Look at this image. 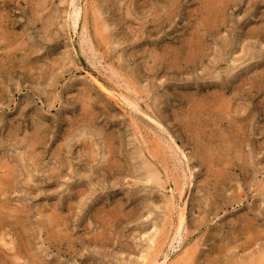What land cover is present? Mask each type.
<instances>
[{
  "label": "rangeland",
  "instance_id": "1",
  "mask_svg": "<svg viewBox=\"0 0 264 264\" xmlns=\"http://www.w3.org/2000/svg\"><path fill=\"white\" fill-rule=\"evenodd\" d=\"M36 1L0 0V237L8 242L0 238V264H144L156 226L164 230L156 249L164 264H183L182 257L209 264L212 255L226 264L235 256L248 261L259 255L261 243L254 253L239 246L250 225L264 233V0H77V30L73 0ZM224 103L229 107L223 113ZM211 155L213 161L203 159ZM145 159L162 181L148 183ZM225 160L240 166L222 165ZM191 172L194 179L181 194ZM180 208L188 215L179 241Z\"/></svg>",
  "mask_w": 264,
  "mask_h": 264
},
{
  "label": "bare ground",
  "instance_id": "2",
  "mask_svg": "<svg viewBox=\"0 0 264 264\" xmlns=\"http://www.w3.org/2000/svg\"><path fill=\"white\" fill-rule=\"evenodd\" d=\"M21 1V0H20ZM36 1V0H35ZM76 1L77 0H73V1H71L72 2V4L74 5V11L72 12L73 13V15L71 16V18H73V23H74V27L73 28H75V30H77L78 29V27H79V25H80V21H81V17H82V8L81 7H79V6H77V4H76ZM170 1V0H169ZM212 1V0H211ZM210 1V2H211ZM215 1V0H214ZM213 1V2H214ZM220 1V0H219ZM37 2V1H36ZM173 2V0L171 1V3ZM176 2H178V0H176ZM221 2V1H220ZM41 3H42V1H41ZM41 3H39V4H41ZM43 3H45V0H44V2ZM257 3V2H256ZM5 4L7 5L8 4V2H5ZM37 5H38V3H36ZM47 4V3H46ZM95 4V3H94ZM131 4V3H130ZM129 4V5H130ZM134 4H135V2L133 3V7L135 8V6H134ZM138 4V3H137ZM168 4H169V2H168ZM205 4V3H204ZM203 4V5H204ZM217 4V3H216ZM218 4H219V2H218ZM222 4V3H221ZM136 5V4H135ZM173 5H174V2H173ZM177 5V4H176ZM212 5V4H211ZM220 5V4H219ZM42 6H44V5H42ZM48 6V5H47ZM171 6H172V4H171ZM207 6H208V4H207ZM132 7V8H133ZM137 7V6H136ZM209 7H211V6H209ZM215 7H217L216 5H215ZM218 7H220V6H218ZM223 8H224V6H222ZM39 8V7H38ZM42 8V7H41ZM176 8H177V6H176ZM40 9V8H39ZM95 9V8H94ZM128 9V8H127ZM130 9V8H129ZM173 9H175V7L173 8ZM214 9V8H213ZM218 9V8H217ZM46 10V9H45ZM224 10H226V9H224ZM37 11V10H36ZM205 11V10H204ZM215 11H216V9H215ZM92 12H94V10H92ZM171 12V11H170ZM170 12H169V14H170ZM37 13V12H36ZM40 13V12H39ZM208 13V12H207ZM43 14V12H41V15ZM57 14V13H56ZM206 14V13H205ZM37 15H38V13H37ZM40 15V14H39ZM46 15V14H45ZM158 15V14H157ZM208 15V14H207ZM207 15L206 16H203V17H205V20H207L206 18H207ZM217 15H219V14H217ZM225 15V14H224ZM42 16H44V15H42ZM167 16H168V14H167ZM45 17V16H44ZM68 17H70V16H68ZM171 17V16H170ZM169 17V18H170ZM48 18V17H47ZM57 18V17H56ZM168 18V19H169ZM224 18V17H223ZM39 19V18H38ZM171 19V18H170ZM42 20V19H41ZM50 20V19H49ZM48 20V21H49ZM98 20H100V19H98ZM104 20V19H103ZM102 20V21H103ZM204 19H203V21H205ZM211 20V19H210ZM224 20V19H223ZM105 21V20H104ZM168 21V20H167ZM214 21V20H213ZM220 21H222V20H220ZM208 22V21H207ZM209 22H212V21H209ZM223 22V21H222ZM46 23V22H45ZM48 23V22H47ZM203 23V22H202ZM206 23V21L203 23V26L205 27V24ZM220 23V22H219ZM225 23V22H224ZM51 24H52V22H51ZM212 24H214V23H212ZM53 25V24H52ZM70 25V24H69ZM45 26V25H44ZM46 26H49V24L48 25H46ZM45 26V27H46ZM84 26H86V25H84ZM108 26H109V24H108ZM107 26V27H108ZM111 26V25H110ZM212 26V25H211ZM215 26V25H214ZM2 27V26H1ZM208 27H209V25H208ZM51 28V27H50ZM86 28V27H85ZM103 28H104V26H103ZM206 28H207V26H206ZM211 28V27H210ZM45 29H48L47 30V32H48V34L50 33V30H49V28H45ZM87 29V28H86ZM212 29H213V27H212ZM212 29H211V31H212ZM217 29H218V26H217ZM54 30V29H53ZM53 30H51V32L53 31ZM96 30H97V28H96ZM95 30V31H96ZM108 30V29H107ZM206 30V29H205ZM209 30V29H208ZM220 30V29H219ZM218 30V31H219ZM257 30V29H256ZM46 31V30H45ZM217 31V32H218ZM252 31V30H251ZM258 31V30H257ZM264 31V30H263ZM46 32V33H47ZM99 32H101L99 29H98V33ZM106 32V31H105ZM206 32V31H205ZM256 32V31H255ZM15 33V32H14ZM22 33V32H21ZM24 33H26V32H24ZM23 33V34H24ZM108 33V32H107ZM110 33V32H109ZM5 34V33H4ZM196 34L198 35V37H200V36H203V35H200L198 32L197 33H194V35L196 36ZM252 34H253V32H252ZM6 35V34H5ZM5 35L3 36L4 38H6L5 37ZM96 35H98V34H96ZM257 35V34H256ZM2 36V35H1ZM18 36V35H17ZM20 36V35H19ZM102 36V35H101ZM106 36H107V34H106ZM195 36L192 38L193 40H194V38H195ZM253 36V35H252ZM2 37V38H3ZM9 37V36H8ZM12 37V36H11ZM21 37V36H20ZM24 37V36H23ZM101 38H103V37H101ZM110 38H111V36H110ZM110 38H108V39H110ZM7 39V38H6ZM96 39V38H95ZM198 39V38H197ZM199 39H201V38H199ZM198 39V40H199ZM1 40V39H0ZM16 40V39H15ZM102 40H104V39H102ZM191 40V39H190ZM196 40V39H195ZM203 40V39H202ZM94 41V40H93ZM106 41H107V39H106ZM194 42V41H193ZM196 42V41H195ZM3 43V42H2ZM11 43V42H10ZM18 43H20V45H23V42L21 43V42H18ZM18 43H16L17 44V47H20V45H18ZM25 43H26V41H25ZM24 43V44H25ZM104 43V42H103ZM114 43V42H113ZM186 43H188V42H186ZM198 43V42H197ZM202 42H200V44H201ZM26 44H28V43H26ZM107 44V43H106ZM109 44V43H108ZM107 44V45H108ZM199 44V43H198ZM15 45V44H14ZM12 46V47H14V48H16V46ZM100 45V44H99ZM189 45V44H188ZM191 47V46H190ZM197 47V46H196ZM199 47V46H198ZM14 48H12L13 50H15ZM33 48V47H32ZM189 48V47H188ZM193 49H194V47H192ZM204 48V47H203ZM24 49V48H23ZM33 49H35V47L33 48ZM181 50V49H180ZM198 50H200V49H198ZM1 51V50H0ZM4 51V50H3ZM3 51H1V52H3ZM8 51V50H7ZM23 51V50H22ZM29 51H30V49H29ZM100 51V50H99ZM184 51H185V49H184ZM194 51V50H193ZM9 52V51H8ZM179 52V51H178ZM193 53V52H192ZM208 53V52H207ZM5 54V53H4ZM32 54V53H31ZM176 54V53H175ZM178 54H180V53H178ZM183 54V53H182ZM181 54V55H182ZM186 54V53H185ZM12 55V54H11ZM184 55V54H183ZM21 56H23V55H21ZM61 56V55H60ZM59 56V57H60ZM63 56V55H62ZM122 56V55H121ZM195 56V55H194ZM57 57V56H56ZM65 57V56H64ZM63 57V58H64ZM175 57H176V55H175ZM177 57H178V55H177ZM193 57V56H192ZM207 57V56H206ZM2 58V57H1ZM4 58V57H3ZM7 58V57H6ZM23 58V57H22ZM182 58V57H181ZM185 58H187V57H185ZM65 59V58H64ZM183 59H184V56H183ZM202 59V58H201ZM4 60V59H3ZM29 60V59H28ZM63 60V59H62ZM67 60H69V59H67ZM66 60V61H67ZM178 60H179V58H178ZM181 60V59H180ZM187 60V59H186ZM5 61V60H4ZM56 61H58V60H56ZM59 61H61V59L59 60ZM183 61V60H182ZM184 61H185V59H184ZM192 61V60H191ZM23 62V61H22ZM175 62V61H174ZM177 62H179V61H177ZM190 62V61H189ZM25 63V62H24ZM29 63V62H28ZM57 63V62H56ZM154 63V62H153ZM36 64H37V62H36ZM38 64H40V63H38ZM55 64V63H54ZM59 64V63H58ZM67 64V63H66ZM65 64V65H66ZM25 65V64H24ZM46 65V64H45ZM187 65V64H186ZM53 66V65H52ZM56 66V65H55ZM172 66H174L173 65V63H172ZM177 66V65H176ZM43 67H44V65H43ZM54 67V66H53ZM59 67H61V66H59ZM155 67V66H154ZM175 67V66H174ZM23 68H25V67H23ZM172 68V67H171ZM1 69V68H0ZM6 69V68H5ZM26 70V69H25ZM58 71V70H57ZM28 72V71H27ZM113 72V71H112ZM25 73V72H24ZM34 73V72H33ZM50 73H52V72H50ZM214 73V72H213ZM212 73V74H213ZM57 74V73H56ZM115 74V73H114ZM118 74V73H117ZM33 75V74H32ZM35 75V74H34ZM49 75V74H48ZM54 75V74H53ZM119 75V74H118ZM117 75V76H118ZM123 76V75H122ZM213 76V75H212ZM211 76V77H212ZM220 76V75H219ZM262 76V75H261ZM35 77V76H34ZM263 77H264V75H263ZM229 78V77H228ZM27 79V78H26ZM132 79V78H131ZM212 79V78H211ZM230 79V78H229ZM253 79H254V77H253ZM255 79H256V77H255ZM37 80V79H36ZM39 81H40V79H38ZM53 80V79H52ZM222 81V80H221ZM249 81V80H248ZM251 81H253V80H251ZM257 81V80H256ZM34 82V81H33ZM37 82V81H36ZM41 82V81H40ZM50 82V81H49ZM48 82V83H49ZM219 82H220V79H219ZM20 83V82H19ZM54 83V82H53ZM130 83V82H129ZM135 83V82H134ZM245 83V82H244ZM38 84V83H37ZM255 84V83H254ZM28 85V84H27ZM31 85V84H30ZM34 85V84H33ZM134 84H132V86H133ZM240 85V84H239ZM242 85V84H241ZM245 85V84H244ZM1 86V85H0ZM51 86H53V85H51ZM136 86V85H135ZM217 86V85H216ZM251 86V85H250ZM33 87V86H32ZM127 87H128V85H127ZM134 87V86H133ZM240 87V86H239ZM1 88V87H0ZM224 88V87H223ZM241 88V87H240ZM106 89V88H105ZM133 89V88H132ZM37 90V89H36ZM130 90V89H129ZM35 91V90H34ZM136 91V90H135ZM134 91V92H135ZM147 91H149V90H147ZM217 91V90H216ZM225 91V90H224ZM240 91H241V89H240ZM87 92H89L88 90H87ZM152 92V91H151ZM219 92V91H218ZM222 92V91H221ZM234 92H236V91H234ZM41 93H43V92H41ZM45 93V92H44ZM43 93V94H44ZM81 93V92H80ZM82 93H83V91H82ZM82 93H81V95H82ZM85 93V92H84ZM90 94H91V92H89ZM88 93V94H89ZM220 93V92H219ZM225 93V92H224ZM240 93V92H239ZM46 94V93H45ZM87 94V97H89V95ZM136 94H138L137 92H136ZM212 94V93H211ZM214 95L216 94V93H213ZM40 95V94H39ZM140 96H141V94H139ZM222 95V94H221ZM226 95V94H225ZM84 97H86L85 95H83ZM138 96V95H137ZM149 96V95H148ZM208 96H210V95H208ZM215 96H217V95H215ZM234 96V95H233ZM236 96V95H235ZM58 97V96H57ZM80 98H81V96H79ZM218 97H220V96H218ZM227 97V96H226ZM230 97V96H229ZM78 98V97H77ZM124 98H125V100H126V102L128 101L131 105H133V106H135V108H138L137 107V104H136V102H134V101H132L131 100V98H129V97H127V96H124ZM140 98V97H139ZM57 99V98H56ZM76 99V98H75ZM82 99V98H81ZM196 99V98H195ZM194 99V100H195ZM214 99V98H213ZM226 99V98H225ZM74 100V99H73ZM77 100H79V99H76V101ZM85 100H87V99H85ZM93 100V99H92ZM96 100V99H95ZM144 100V99H143ZM193 100V101H194ZM210 99V97H209V102H211V103H213V105H214V107H215V104H216V102L214 101V100H211ZM229 100V99H228ZM236 100V99H235ZM5 101V100H4ZM3 101V102H4ZM31 101V100H30ZM54 101V100H53ZM81 101V100H80ZM198 101V100H197ZM213 101V102H212ZM226 101H227V99H226ZM226 101H224V102H226ZM79 102V101H78ZM83 102V101H82ZM95 102V101H94ZM138 102V101H137ZM202 102V101H201ZM204 102H206L205 104H207V102H208V99L207 100H205V101H203V103ZM214 102H215V104H214ZM218 102V101H217ZM221 102V101H220ZM55 103V102H54ZM92 103V102H91ZM100 103V102H99ZM191 103V102H190ZM195 103H197L196 102V100H195ZM211 103H210V106L209 107H212V105H211ZM229 103H230V101H229ZM3 104V103H2ZM83 104L85 105V101L83 102ZM129 104V105H130ZM199 104V103H198ZM201 104V103H200ZM204 104V105H205ZM227 104V103H226ZM226 104L224 103L223 105H220L222 108H225V109H223L221 112H225L226 110L228 111V109H226L227 107H229V106H226ZM237 104V103H236ZM235 104V105H236ZM82 105V104H81ZM89 105V104H88ZM191 105V104H190ZM217 105H218V103H217ZM230 105V104H229ZM51 106H53V105H51ZM208 106V105H207ZM240 106V105H239ZM196 107V106H195ZM190 108V107H189ZM197 109H198V107H196ZM200 108H202V107H200ZM207 108V107H206ZM206 108H203V109H206ZM213 108V107H212ZM212 108H210V111H212L211 109ZM234 108V107H233ZM84 109V108H83ZM208 109V108H207ZM220 109V108H219ZM27 110V109H26ZM93 110V109H92ZM96 110V109H95ZM95 110H93L94 112H95ZM199 110V109H198ZM231 110V109H230ZM86 111V110H85ZM158 111H159V108H158ZM195 111H197V110H195ZM204 111V113H206V111L205 110H203ZM208 111V110H207ZM238 111V110H237ZM89 112H90V110H89ZM92 112V111H91ZM190 112V111H189ZM197 112H200V111H197ZM217 112H218V109H217ZM230 112V111H229ZM236 112V111H235ZM85 113V112H84ZM161 113V112H160ZM227 113V112H226ZM27 114V113H26ZM89 114H91V113H89ZM163 114V113H162ZM161 114V115H162ZM194 114V113H193ZM199 114V113H198ZM208 114H210L211 115V112L210 113H208ZM231 114H233V113H231ZM238 114H240V113H238ZM21 115H23V114H21ZM93 115V114H92ZM192 115V114H191ZM191 115H189V117L191 116ZM230 115V114H229ZM241 115H243V114H241ZM86 116V115H85ZM157 116V115H156ZM206 116V115H205ZM204 116V117H205ZM212 116V115H211ZM217 116V115H216ZM219 116H220V114H219ZM227 116V115H226ZM231 116V115H230ZM232 116H235V115H232ZM162 117V116H161ZM210 117V116H209ZM221 117V116H220ZM39 118V117H38ZM91 118V117H90ZM166 118V117H165ZM164 118V119H165ZM207 118H208V115H207ZM206 118V119H207ZM214 118V117H213ZM212 118V119H213ZM94 119H95V117H94ZM216 119V118H215ZM215 119H214V121H215ZM218 119V118H217ZM231 119V118H230ZM44 120V119H43ZM79 120V119H78ZM90 120V119H89ZM179 120V119H178ZM209 120V119H208ZM224 120V119H223ZM223 120H222V122H223ZM76 121V120H75ZM81 121H82V119H81ZM94 121H96V120H94ZM180 121V120H179ZM195 121V120H194ZM211 121H213V120H211ZM213 121V122H214ZM219 121H221V120H219ZM233 121V120H232ZM35 122V121H34ZM89 122V121H88ZM88 122H86V123H88ZM189 121H187V123H188ZM192 121H190V123H191ZM199 122V121H198ZM209 122V121H208ZM234 122V121H233ZM39 123V122H38ZM38 123L36 124V125H38ZM45 123V122H44ZM183 123V122H182ZM211 123V122H210ZM230 123V122H229ZM236 123V122H235ZM243 123V122H242ZM41 124H42V122H41ZM46 124V123H45ZM92 124V123H91ZM159 124V123H158ZM198 124H200V123H198ZM215 124H217L216 123V121H215ZM215 124H214V126H215ZM220 124H221V122H220ZM35 125V124H34ZM43 125V124H42ZM84 125V124H83ZM191 125V124H190ZM195 124L193 123V126H194ZM39 127H40V125H38ZM87 126V125H86ZM199 126V125H198ZM244 126V125H243ZM46 127V126H45ZM196 127V126H195ZM218 127V126H217ZM230 127V126H229ZM235 127H237V126H235ZM42 128V127H41ZM91 128V127H90ZM188 128V127H187ZM194 128V127H193ZM192 128V129H193ZM197 128V127H196ZM218 128H220V127H218ZM19 129H21V128H19ZM47 129H48V127H47ZM82 129H84V128H82ZM94 129V128H93ZM195 129V128H194ZM217 129V128H216ZM221 129H222V127H221ZM220 129V130H221ZM224 129V128H223ZM231 129H232V127H231ZM35 130H36V126H35ZM40 130V129H39ZM49 130H50V127H49ZM77 130V129H76ZM81 130V128L79 129V130H77V132H79ZM85 130H86V128H85ZM88 130V129H87ZM92 130V129H91ZM199 130V129H198ZM203 130V129H202ZM201 130V131H202ZM220 130H218V131H220ZM21 131V130H20ZM73 131H75V130H73ZM102 131V130H101ZM215 131V130H214ZM217 131V130H216ZM223 130H221V132H222ZM226 131V130H225ZM235 131V130H234ZM233 131V132H234ZM15 132V131H14ZM50 132V131H49ZM76 132V133H77ZM80 132H82V131H80ZM79 132V133H80ZM106 132V131H105ZM197 132H199V131H197ZM196 132V133H197ZM202 132H204V131H202ZM224 132V131H223ZM12 135H14V133H12V132H10ZM18 133V132H17ZM16 133V134H17ZM33 133H37V132H33ZM41 133V132H40ZM72 133V132H71ZM85 133V132H84ZM88 133H90L89 132V130H88ZM91 133H93V132H91ZM90 133V134H91ZM97 133V132H96ZM207 133V132H206ZM225 133V132H224ZM224 133H222V134H224ZM37 134H39V133H37ZM48 134V133H47ZM86 134V133H85ZM84 134V135H85ZM103 134V133H102ZM214 134V133H213ZM221 134V135H222ZM236 135H237V132L235 133ZM35 135V134H34ZM33 135V136H34ZM49 135V134H48ZM74 135V134H73ZM32 135H30V137H28L29 138V140H30V138H33V141H34V137H31ZM41 136V135H40ZM42 136H44V134H42ZM41 136V137H42ZM47 136V135H46ZM46 136H44V137H46ZM78 136H79V134H78ZM80 136H81V133H80ZM86 136V135H85ZM87 136H89V135H87ZM105 136H107V134L105 135ZM196 136H199V135H197L196 134ZM207 136H208V134H207ZM220 136V135H219ZM224 136V135H223ZM11 137V136H10ZM9 137V138H10ZM20 137H22V136H20ZM25 137H27V136H25ZM24 137V138H25ZM47 137H49V136H47ZM97 137H98V135H97ZM117 137V136H116ZM141 137V136H140ZM143 137V136H142ZM193 137V136H192ZM247 137V136H246ZM245 137V138H246ZM38 138V137H37ZM36 138V139H37ZM77 138V136H74L73 137V139H76ZM99 138V137H98ZM98 138H96V139H98ZM113 138V137H112ZM196 138V137H195ZM198 138V137H197ZM206 139H207V137H205ZM220 138H222L221 136H220ZM225 138V137H224ZM230 138V137H229ZM14 139V138H13ZM12 139V141L14 142V140ZM20 139V138H19ZM23 139V138H22ZM26 139V138H25ZM41 139V138H40ZM43 139V138H42ZM67 139H68V137H67ZM73 139H71V140H73ZM81 139V138H80ZM79 139V140H80ZM142 139V138H141ZM204 139V138H203ZM203 139H201V140H203ZM214 139V138H213ZM234 139V138H233ZM7 140H11V138L10 139H7ZM7 140H4V141H7ZM70 140V139H69ZM70 140V141H71ZM95 140V139H94ZM93 140V141H94ZM115 140V139H114ZM144 140V139H143ZM198 140V139H197ZM205 140V139H204ZM27 141V140H26ZM33 141H30L31 143L33 142ZM37 142H38V139L36 140ZM66 141H68V140H66ZM65 141V142H66ZM75 141V140H74ZM78 141V140H77ZM116 141V140H115ZM141 141V140H140ZM218 141V140H217ZM223 141V140H222ZM11 142V141H10ZM43 142V141H42ZM42 142H40V143H42ZM79 142V141H78ZM104 142H106V141H104ZM139 142V141H138ZM199 142V141H198ZM203 142V141H202ZM228 142V141H227ZM241 142V141H240ZM15 143H18L17 141L15 142ZM28 143V142H27ZM30 143V144H31ZM34 143V142H33ZM71 143V142H70ZM69 143V144H70ZM95 143V142H94ZM110 143V142H109ZM108 143V145L109 146H111V143L109 144ZM118 143V142H117ZM121 143V142H120ZM197 143V142H196ZM224 143V142H223ZM242 143V142H241ZM23 144V143H22ZM35 144V143H34ZM37 144V143H36ZM35 144V145H36ZM44 144V143H43ZM68 143H67V145H69ZM123 144V143H122ZM207 144H208V142H207ZM206 144V145H207ZM227 144V143H226ZM229 144V143H228ZM232 144V143H231ZM243 144V143H242ZM262 144V143H261ZM28 145V144H27ZM75 145V144H74ZM200 145H202V144H200ZM230 145V144H229ZM19 146V145H18ZM30 146V145H29ZM41 146V145H40ZM72 146V145H71ZM71 146H70V148H71ZM96 146V145H95ZM113 146V145H112ZM124 146V145H123ZM138 146V145H137ZM143 146V145H142ZM208 146H209V144H208ZM11 147V146H10ZM27 147V146H26ZM36 147V146H35ZM61 147H63L62 145H61ZM98 147V146H97ZM106 147H108V146H106ZM163 147V146H162ZM226 147V146H225ZM228 147V146H227ZM29 148H32V146H30V147H28V149ZM34 148V147H33ZM33 148H32V152L34 151V150H36V149H34L33 150ZM41 148V147H40ZM69 148V149H70ZM114 148H115V146H114ZM140 148H141V146H140ZM148 148V147H147ZM152 148V147H151ZM211 148V147H210ZM241 148H242V146H241ZM13 149V148H12ZM11 149V150H12ZM22 149V148H21ZM165 149V148H164ZM218 149V148H217ZM220 149V148H219ZM227 149V148H226ZM246 149V148H245ZM259 149V148H258ZM5 150V149H4ZM11 150H9V151H11ZM14 150V149H13ZM60 150H62V149H60ZM64 150V149H63ZM62 150V151H63ZM139 150V149H138ZM141 150V149H140ZM142 150H144V149H142ZM167 150V149H166ZM195 150V149H194ZM197 150V149H196ZM200 150V149H199ZM244 150V149H243ZM260 150H262V149H260ZM113 151V150H112ZM175 152H176V150H174ZM212 151V150H211ZM218 151V150H217ZM237 152L236 153H239L241 150H236ZM245 151V150H244ZM255 151V150H254ZM20 152V151H19ZM64 152H65V150H64ZM134 152V151H133ZM141 152V151H140ZM178 152V151H177ZM195 152V151H194ZM14 153H16V152H13L12 153V155L14 154ZM24 153H25V151H24ZM23 153V154H24ZM35 153V152H34ZM38 153V152H37ZM99 154V156H100V151L98 152ZM106 153H109V152H106ZM106 153H105V155H106ZM143 153V152H142ZM154 153V152H153ZM182 153H183V151H182ZM185 153V152H184ZM205 153H207V152H205ZM249 153V152H248ZM263 153H264V151H263ZM20 154V153H19ZM29 154H31V153H29ZM36 154V153H35ZM56 155H58L57 153H55ZM54 154V155H55ZM91 154H92V152H91ZM93 154H94V151H93ZM103 154V153H102ZM101 154V155H102ZM152 154V153H151ZM174 154V153H173ZM197 154V153H196ZM195 154V155H196ZM211 154V153H210ZM215 154V153H214ZM254 154V153H253ZM10 155H11V153H10ZM22 155V154H21ZM26 155V154H25ZM32 155H34V154H32ZM62 155V154H61ZM109 155V154H108ZM119 155V154H118ZM135 155V154H134ZM143 155V154H142ZM154 155V154H153ZM176 155H178V153L176 154ZM180 155V154H179ZM185 156L184 157H186V159L188 158V157H190V156H187L188 154H184ZM194 155V156H195ZM238 155V154H237ZM252 155V154H251ZM28 156V155H27ZM37 156V155H36ZM110 157L112 156V155H109ZM131 156V155H130ZM152 156V155H151ZM201 156H202V154H201ZM249 156V155H248ZM253 156V155H252ZM252 156H251V158H252ZM256 156V155H255ZM12 157V156H11ZM22 157H23V155H22ZM21 157V158H22ZM39 157V156H38ZM38 157L36 158L37 160H38ZM40 157H41V155H40ZM59 157V156H58ZM91 157H92V155H91ZM94 157H95V155H94ZM177 157V156H176ZM241 157V156H240ZM261 157V156H260ZM17 158V157H16ZM27 158V157H26ZM55 158V157H54ZM93 158V157H92ZM100 158V157H99ZM103 158V157H102ZM107 158V157H106ZM112 158V157H111ZM143 158H145V157H143ZM202 158V157H201ZM4 159V158H3ZM23 159V158H22ZM25 159V158H24ZM30 159H33V156H30ZM59 159V158H58ZM93 159H95V158H93ZM155 159V158H154ZM177 159V158H176ZM197 159V158H196ZM204 160H206L207 162H210V161H213L214 160V156L213 155H211L210 157L209 156H205L204 158H203ZM247 159V158H246ZM13 160V159H12ZM98 160V159H97ZM97 160H96V162H97ZM103 160V159H102ZM129 160V159H128ZM147 159H145L144 161H146ZM179 160H181V159H179ZM191 160H192V158H191ZM224 160V159H223ZM20 161V160H19ZM25 161V160H24ZM27 161V160H26ZM29 161V160H28ZM32 161H34V160H32ZM99 161V160H98ZM106 161V160H105ZM230 161H234V160H230ZM228 162V161H226L225 160V162H222L221 164L222 165H228V166H232V168L233 167H239L240 166V164H239V162H236V163H231V162ZM2 162H4V160H2L1 161V163ZM93 162V161H92ZM95 162V161H94ZM96 162H95V164H96ZM245 162V161H244ZM248 162V161H247ZM254 162V161H253ZM252 162V163H253ZM257 162V161H256ZM13 163V162H12ZM29 163V162H28ZM32 163V162H31ZM56 163H57V161H56ZM55 163V164H56ZM143 163V162H142ZM188 163V162H187ZM201 163V162H200ZM199 163V164H200ZM3 164V163H2ZM1 164V165H2ZM8 164V163H7ZM26 164V163H25ZM38 165L39 164H41V163H37ZM43 164V163H42ZM46 164H49V163H46ZM90 164V163H89ZM100 164V163H99ZM153 163H150V162H148V161H146L145 162V165L143 166V168L144 169H146V173L148 174V175H146V179L148 180V183H150V182H157V183H159L160 181H162V180H160V172L158 171V169H156L153 165H152ZM167 164V163H166ZM179 164V163H178ZM190 164V163H189ZM203 164V163H202ZM201 164V165H202ZM205 164V163H204ZM211 164V163H210ZM213 165H214V163H212ZM211 164V165H212ZM218 164V163H217ZM248 164V163H247ZM254 164H255V162H254ZM253 164V165H254ZM18 165V164H17ZM20 165V164H19ZM32 165V164H31ZM44 165V164H43ZM59 165V163L57 164V166ZM96 165H98V164H96ZM180 165V164H179ZM216 165V164H215ZM220 165V164H219ZM26 166H27V164H26ZM35 166H37L36 164H35ZM42 166V165H41ZM45 166H47V165H45ZM44 166V167H45ZM49 166H50V164H49ZM90 166H91V168L93 169V167H92V165L90 164ZM95 166V165H94ZM102 166V165H101ZM110 166V165H109ZM165 166V165H164ZM184 166V165H183ZM191 166V165H190ZM230 166V167H231ZM245 166V165H244ZM3 167V166H2ZM28 167H29V165H28ZM34 167V166H33ZM129 167H131V166H129ZM207 167V166H206ZM213 167V166H212ZM22 168V167H21ZM35 168V167H34ZM39 168V167H38ZM40 168H42V167H40ZM55 169V171L58 169H56V167H54ZM62 168V167H61ZM96 168V167H95ZM213 168H215V167H213ZM226 168V167H225ZM252 168V167H251ZM255 168V167H254ZM37 169V168H36ZM44 169V168H43ZM45 169H47V167L45 168ZM44 169V170H45ZM140 169V168H139ZM138 169V170H139ZM167 169V168H166ZM212 169V168H211ZM211 169H209V170H211ZM220 169H221V167H220ZM0 170H2V169H0ZM8 170V169H7ZM9 170H10V168H9ZM18 169H16V171H17ZM23 170V169H22ZM21 170V171H22ZM60 170V169H59ZM62 170V169H61ZM82 170V169H81ZM95 170V169H94ZM215 170V169H214ZM223 171H224V169H222ZM249 170H251L250 169V166H249ZM6 171V170H5ZM20 171V172H21ZM37 171V170H36ZM40 171H41V169H40ZM48 171V170H47ZM54 171V172H55ZM77 171V170H76ZM97 171V170H96ZM134 171V170H133ZM164 171V170H163ZM173 171V170H172ZM219 170H217V172H218ZM245 171V170H244ZM34 172V171H33ZM57 172V171H56ZM60 172V171H59ZM93 172V171H92ZM91 172V173H92ZM167 172V171H166ZM206 172H209V171H206ZM228 172V171H227ZM255 172V171H254ZM259 172V171H258ZM3 173V172H2ZM5 173H7V172H5ZM15 173H17V172H15ZM40 173V172H39ZM51 173H53V172H51ZM77 173V172H76ZM79 173V172H78ZM96 173V172H95ZM94 173V174H95ZM190 173V172H189ZM220 173H223L222 171H220ZM231 173V172H230ZM18 174V173H17ZM29 174L30 173H28V176H29ZM56 174V173H55ZM60 174V173H59ZM167 174V173H166ZM207 174V173H206ZM209 174V173H208ZM228 174V173H227ZM5 175V174H4ZM22 175V174H21ZM38 175V174H37ZM61 175V174H60ZM79 175V174H78ZM81 175V174H80ZM83 175V174H82ZM135 175V174H134ZM164 175V174H163ZM173 175V174H172ZM180 175V174H179ZM221 175V174H220ZM229 175V174H228ZM228 175H227V177H228ZM230 175H232V174H230ZM11 176V175H10ZM24 176H25V174H24ZM53 176V175H52ZM51 176V177H52ZM165 176V175H164ZM178 176V175H177ZM226 176V175H225ZM1 177V176H0ZM3 177V176H2ZM5 177V176H4ZM32 177V176H31ZM38 177V176H37ZM56 177V176H55ZM60 177V176H59ZM179 177V176H178ZM178 177H177V179H178ZM223 177V176H222ZM230 177V176H229ZM7 178V177H6ZM19 178V177H18ZM28 178H30V177H28ZM61 178V177H60ZM169 178V177H168ZM187 178H188V181L186 182H184V183H182V186L180 187V191H181V194H183V192L185 191V189H186V185H190V183L193 181V179H194V176H193V172H191V176H187ZM191 178V179H190ZM232 178V177H231ZM11 180H12V178H10ZM33 179V178H32ZM48 179V178H47ZM162 179V178H161ZM182 179V178H181ZM216 179V178H215ZM219 179V178H218ZM225 179V178H224ZM226 179H228V178H226ZM23 180V179H22ZM30 180V179H29ZM51 180H53L52 178H51ZM235 180H237V179H235ZM2 181V180H1ZM8 181V180H7ZM21 181V180H20ZM33 181V180H32ZM54 181V180H53ZM142 181V180H141ZM204 181V180H203ZM216 181V180H215ZM214 181V182H215ZM239 181V180H238ZM261 181V180H260ZM16 182V181H15ZM19 182V181H18ZM213 182V183H214ZM262 182V181H261ZM28 183V182H27ZM139 183V182H138ZM231 183V182H230ZM0 184H2V182H0ZM18 184V183H17ZM16 184V185H17ZM165 184V183H164ZM175 184V183H174ZM177 184V183H176ZM221 184V183H220ZM219 184V185H220ZM223 184V183H222ZM241 184V183H240ZM261 184V183H260ZM3 185V184H2ZM2 185H1V187H2ZM39 185V184H38ZM166 185V184H165ZM225 185V184H224ZM232 186L234 185V184H231ZM236 185V184H235ZM263 185V184H262ZM177 186V185H176ZM175 186V187H176ZM192 186V185H191ZM194 186V185H193ZM227 186H229V185H227ZM248 186V185H247ZM261 186V185H260ZM26 187V186H25ZM33 187H35V186H33ZM33 187H31L30 189H32ZM237 187H239V186H237ZM13 188V187H12ZM81 188V187H80ZM83 188V187H82ZM165 188V187H164ZM177 188V187H176ZM200 188V187H199ZM226 188V187H225ZM234 188H235V186H234ZM2 189L4 190V188L2 187ZM26 189V188H25ZM78 189V188H77ZM236 189V188H235ZM242 189H244L243 187H242ZM38 190V189H37ZM80 190V189H79ZM84 190V189H83ZM239 190V189H238ZM16 191V190H15ZM31 191H33V190H31ZM36 191V189L34 190V192ZM38 192V191H37ZM80 192H81V190H80ZM196 192V191H195ZM257 192V191H256ZM87 193V192H86ZM191 193V192H190ZM212 193H213V191H212ZM82 194V193H81ZM84 194V193H83ZM180 194V195H181ZM194 194V193H193ZM233 194V193H232ZM253 194V193H252ZM6 195H8V194H6ZM79 196H80V194H78ZM229 195V194H228ZM255 195V194H254ZM260 196L262 195V194H259ZM183 196V195H182ZM181 196V197H182ZM11 197V196H10ZM191 197H193L192 195H191ZM231 197V196H230ZM12 198V197H11ZM245 198V197H244ZM204 199H205V197H204ZM209 199V198H208ZM258 199V198H257ZM261 199V198H260ZM259 199V200H260ZM64 200V199H63ZM72 200V199H71ZM164 200V199H163ZM168 200V199H167ZM2 201V200H1ZM74 201V200H73ZM201 201V200H200ZM209 202V201H208ZM228 202V201H227ZM2 203V202H1ZM62 203V202H61ZM164 203V202H163ZM173 203H174V201H173ZM83 204H85V203H83ZM82 204V205H83ZM177 204V203H176ZM191 204V203H190ZM7 205V204H6ZM56 205V204H55ZM76 205V204H75ZM78 205V204H77ZM199 205V204H198ZM10 206V205H9ZM14 206V205H13ZM68 206V205H67ZM66 206V207H67ZM72 206V205H71ZM74 206V205H73ZM79 206V205H78ZM84 206V205H83ZM177 206V205H176ZM44 207V206H43ZM175 207V206H174ZM178 207V206H177ZM191 207V206H190ZM2 208V207H1ZM4 208V207H3ZM11 208V207H10ZM16 208V207H15ZM19 208V207H18ZM40 208V207H39ZM52 208H53V206H52ZM74 208V207H73ZM259 208V207H258ZM42 209H44V208H42ZM69 209V208H68ZM120 209H122V206L120 207ZM164 209V208H163ZM171 206H170V211H171ZM180 209H182V208H180ZM55 210H56V207H55ZM76 210V209H75ZM176 210V209H175ZM185 210L186 209H182L181 210V212H179L180 213V216H179V222H178V225H177V229H176V236H175V240H182L183 239V232H184V230H185V228H186V222H187V215H186V213H185ZM1 211V210H0ZM26 211V210H25ZM43 211V210H42ZM41 211V212H42ZM50 211V210H49ZM52 211H53V209H52ZM58 211V210H57ZM78 211H79V208H78ZM118 211V210H117ZM167 211V210H166ZM56 212V211H55ZM60 212V211H59ZM71 212V211H70ZM165 212V211H164ZM3 213V212H2ZM11 213V212H10ZM33 213H34V211H33ZM68 213H69V211H68ZM72 213V212H71ZM257 213V212H256ZM4 214V213H3ZM30 214H32V212H30ZM52 214V213H51ZM80 214V213H79ZM112 214L114 215V213L112 212ZM163 214V213H162ZM258 214V213H257ZM10 215V214H9ZM18 215V214H17ZM98 215V214H97ZM109 215H110V212H109ZM119 215V214H118ZM256 215V214H255ZM6 216V215H5ZM8 216V215H7ZM19 216V215H18ZM27 216V215H26ZM46 216V215H45ZM44 216V217H45ZM72 216V215H71ZM111 216V215H110ZM117 216V215H116ZM123 216V215H122ZM124 216H125V213H124ZM163 216V215H162ZM161 216V217H162ZM246 216V215H245ZM259 215H257V217H258ZM30 217V216H29ZM46 217H48V215L46 216ZM55 217V216H54ZM105 217V216H104ZM106 217H107V215H106ZM114 217H115V215H114ZM119 217V216H118ZM171 217V216H170ZM169 216L167 217V221L165 222V225H167V223H169L170 221V218ZM56 218H57V216H56ZM64 218V217H63ZM123 218V217H122ZM189 218V217H188ZM2 219H3V217H2ZM6 219V218H5ZM10 219V218H9ZM22 219V218H21ZM24 219V218H23ZM29 219V218H28ZM65 219V218H64ZM199 219V218H198ZM7 220V219H6ZM11 220V219H10ZM16 220V219H15ZM18 220V219H17ZM55 220V219H54ZM110 220V219H109ZM113 220V219H112ZM197 220V219H196ZM30 221H31V219H30ZM50 221V220H49ZM107 221V220H106ZM123 221V220H122ZM162 221V220H161ZM165 221V220H164ZM192 221V220H191ZM8 222V221H7ZM19 222V221H18ZM55 222H57V221H55ZM58 222H59V220H58ZM65 222H66V220H65ZM76 222V221H75ZM109 222V221H108ZM119 222V221H118ZM121 222V221H120ZM154 222V221H153ZM163 222V221H162ZM48 223V222H47ZM2 224V223H1ZM31 224V223H30ZM60 224V223H59ZM66 224H67V222H66ZM106 224V223H105ZM104 224V225H105ZM153 224V223H152ZM156 224V223H155ZM15 224H13V226H14ZM64 225V224H63ZM108 225V224H107ZM110 225V224H109ZM154 225V224H153ZM201 225V224H200ZM3 226V225H2ZM44 226H45V224H44ZM43 226V227H44ZM190 227V226H189ZM28 228V227H27ZM42 228V227H41ZM47 228V227H46ZM64 228V227H63ZM62 228V229H63ZM104 228V227H103ZM12 229V228H11ZM44 229H45V227H44ZM50 229V228H49ZM55 229H56V226H55ZM13 230V229H12ZM59 230V229H58ZM109 230H111V229H109ZM261 230V229H260ZM2 231V230H1ZM52 231V230H51ZM106 231V230H105ZM164 230H162V228H160V227H157L156 226V236L155 237H153V238H151L150 239V245H149V248H147V249H143L144 251L143 252H145L144 253V255H143V258H144V264H164V263H161V262H159L158 261V254H159V251H157L156 249H158L157 247H158V243L159 242H161L160 241V238H161V236H160V234L161 233H164L163 232ZM259 230L257 229H255V227L253 226V225H250V227L247 229V233H248V236H247V239H246V242H244L241 246H239V247H241V248H243V249H245V250H249V251H252V253H254V248H256V246L259 244V243H261L260 245H261V250H260V253H259V255L257 254V256H255L254 257V255L251 257V259L250 260H248V261H246V260H243V259H240V258H238V257H233V259H229V261H228V259H227V263L226 264H264V233H259L258 232ZM262 231V230H261ZM48 232V231H47ZM53 232V231H52ZM60 232V231H59ZM231 232V231H230ZM256 232H257V234H256ZM20 233V232H19ZM11 234H12V232H11ZM175 234V233H174ZM233 234V233H232ZM51 235V234H50ZM60 235V234H59ZM55 236V235H54ZM153 236V235H152ZM235 236V235H234ZM2 237V236H1ZM0 237V238H1ZM25 237V236H24ZM106 237V236H105ZM104 237V238H105ZM109 237V236H108ZM11 238V237H10ZM33 238V237H32ZM60 238V237H59ZM91 238V237H90ZM237 238V237H236ZM243 238H246V237H243ZM2 239V241L4 242H6V243H8L4 238H1ZM34 239V238H33ZM55 239V238H54ZM65 239V238H64ZM215 239V238H214ZM241 239V238H240ZM8 240V239H7ZM50 240V239H49ZM79 240H80V238H79ZM105 240V239H104ZM231 240V239H230ZM239 240V239H238ZM237 240V241H238ZM1 241V240H0ZM14 241L15 240H13L12 239V243H14ZM23 241H24V239H23ZM56 241H58V240H56ZM103 241V240H102ZM148 241H149V239H148ZM178 241V242H179ZM241 241H242V239H241ZM31 242H33V241H31ZM175 242V241H174ZM220 242V241H219ZM11 243V244H12ZM26 242H24V244H25ZM60 245H62L63 243H62V241H60ZM148 243V242H147ZM176 243V242H175ZM222 243V242H221ZM236 243V242H235ZM234 243V244H235ZM5 244V243H4ZM15 244V243H14ZM52 244V243H51ZM59 245V246H60ZM178 245V244H177ZM24 246V245H23ZM147 246V245H146ZM21 247V246H20ZM73 247V246H72ZM142 247V246H141ZM191 247V246H190ZM13 248V247H12ZM27 248V247H26ZM57 248V247H56ZM162 248V247H161ZM233 248V247H232ZM7 249V248H6ZM17 249V248H16ZM21 249H22V247H21ZM36 249V248H35ZM34 249V250H35ZM59 249V248H58ZM70 249V248H69ZM142 250V249H141ZM162 250V249H161ZM215 250V249H214ZM234 250V249H233ZM12 251V250H11ZM16 251V250H15ZM29 251V250H28ZM43 251V250H42ZM71 251V250H70ZM188 251H189V247H188ZM199 251V250H198ZM197 251V252H198ZM216 251V250H215ZM259 251V250H258ZM21 252H23V251H21ZM24 252H26V251H24ZM44 252V251H43ZM210 252V251H209ZM234 252V251H233ZM9 253V252H8ZM32 253V252H31ZM19 254V253H18ZM28 254V253H27ZM30 254V253H29ZM34 254V253H33ZM161 254V253H160ZM214 254H216V253H214ZM247 254V253H246ZM250 254H251V252H250ZM9 255V254H8ZM111 255V254H110ZM219 255V254H218ZM256 255V254H255ZM14 256V255H13ZM178 256V255H177ZM180 256V255H179ZM186 256V255H185ZM246 256H248V255H246ZM6 257H8V256H6ZM27 257V256H26ZM39 257V256H38ZM43 257V256H42ZM165 257V256H164ZM208 257V256H207ZM240 257V256H239ZM244 257V256H243ZM3 258H4V256H3ZM10 258H12V257H10ZM30 258H32V257H30ZM217 257H214L213 255L210 257V263L209 264H221L217 259H216ZM5 259V258H4ZM15 259V258H14ZM37 259V258H36ZM36 259H35V261H36ZM179 259V258H178ZM3 260V259H2ZM20 259H18V261H19ZM32 260V259H31ZM34 260V259H33ZM42 260V259H41ZM45 260V259H44ZM224 260V259H223ZM17 261V262H18ZM27 261V260H26ZM30 261V260H29ZM54 261V260H53ZM166 261H168V256L166 257ZM171 261V260H170ZM173 261H175V260H173ZM201 261V260H200ZM20 262V261H19ZM56 262V261H55ZM53 263V264H56V263ZM178 262H179V260H178ZM181 262L183 263V264H190V258L189 257H182V259H181ZM28 263V262H27ZM30 263V262H29ZM6 264V263H5ZM7 264H8V262H7ZM13 264V263H12ZM81 264V263H80ZM112 264H113V262H112Z\"/></svg>",
  "mask_w": 264,
  "mask_h": 264
}]
</instances>
